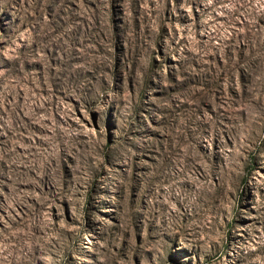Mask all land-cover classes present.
<instances>
[{
    "label": "rangeland",
    "instance_id": "374dc122",
    "mask_svg": "<svg viewBox=\"0 0 264 264\" xmlns=\"http://www.w3.org/2000/svg\"><path fill=\"white\" fill-rule=\"evenodd\" d=\"M0 264H264V0H0Z\"/></svg>",
    "mask_w": 264,
    "mask_h": 264
}]
</instances>
